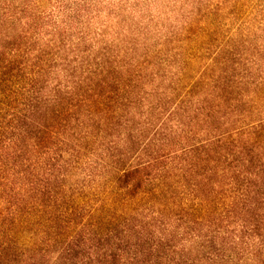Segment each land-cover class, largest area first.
<instances>
[{
  "label": "trees",
  "instance_id": "16d2710c",
  "mask_svg": "<svg viewBox=\"0 0 264 264\" xmlns=\"http://www.w3.org/2000/svg\"><path fill=\"white\" fill-rule=\"evenodd\" d=\"M0 264H264V0H0Z\"/></svg>",
  "mask_w": 264,
  "mask_h": 264
}]
</instances>
